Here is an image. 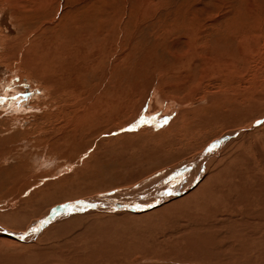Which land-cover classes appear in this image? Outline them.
<instances>
[{
  "label": "rangeland",
  "instance_id": "374dc122",
  "mask_svg": "<svg viewBox=\"0 0 264 264\" xmlns=\"http://www.w3.org/2000/svg\"><path fill=\"white\" fill-rule=\"evenodd\" d=\"M54 10H55V13H54ZM51 13L55 14V18H54V15ZM52 22H57V24L53 23L54 24L53 25L51 24ZM67 22H89V23L91 22L90 26L94 29L93 33H95V35L93 36L92 43L90 44L92 45L93 48H95V51L94 49L92 50L91 46H89L90 44L88 45L90 49L87 48L86 51L89 52L88 53L89 55L92 53L91 54L92 56L91 55L90 56L92 57L91 60L93 61V64L96 63V71L91 67L93 64L89 63L91 62V60L88 62L86 61V66H84L85 63H82V66H80V68L82 67L81 68L82 72H80L78 74V77L76 78V84H78L77 86L81 89H84L85 92L93 93L94 91H96L97 93L96 92L94 93L101 94L106 89H110L116 80L115 75L118 74L117 72H119L116 67L117 65L114 64L116 62L115 61L116 58L110 57L108 59L102 56V53L106 52L107 49L103 48V50H106V51L102 52L99 49L100 42H97L96 44V41L97 40L100 41L102 37L105 39L107 38L106 41H107L108 46L109 45L114 46V47L116 46L115 49L117 52L126 51L125 55L130 56L131 54L132 55L131 62H132L133 67L139 66L138 64L139 57L143 56L146 50L154 51L153 60H151V62L149 63L151 64L153 61V63L155 62L154 63L155 65L148 64L146 69H143L140 71L139 73L140 77L136 78L135 80H134V77H137L136 74L132 75V77L131 75L128 74V79L124 78L123 79L124 81L122 80L123 82H121L122 83L121 85L124 87V89H127L128 93L135 94L136 96H140L139 101L135 106V109L127 117V118L137 117L136 121L127 123L129 125L125 126L124 128L122 127L124 134H127V130L129 134L127 135V137H124L125 139L121 137L124 139V141L121 138H116V141H111L110 143L109 141H106L104 139L106 137L104 138L103 136H101V138L100 136L99 138L97 137L95 141L98 140L97 142H99L100 139L101 141L103 139V141L102 142L100 141L96 147H94V144H93V146H91L89 149L86 150L84 154L81 155L80 160L81 159L83 160L88 156L89 153L92 154L91 156L92 160L89 159L88 161H86L87 163L81 162L82 160L81 161L76 160L78 162L75 161V159H78L76 158L78 157L77 154L79 152L77 151L78 147L81 150L82 147H84L86 143L88 144L90 140H94L93 139L95 136L94 132L97 130V128L99 129L102 125L103 127H106L108 124L112 123L113 113L109 111V113L105 114L108 118L105 115L98 116V117L95 116L96 118L93 116H87L84 120L82 121L79 120V122H78V119H76L77 122H75L74 119H67V118H71V116L72 118H75V117L80 118L79 117L80 109H83L84 107L86 108L85 105L89 102V100L86 101V99L90 97L88 96L90 93L85 94V92L83 93V90L81 91V89H80V92L77 91L79 93L71 92V95L75 93L73 95L75 98L78 97L77 99H74L73 97L74 101H71L70 99V97L72 98V96L69 94L70 92H64V93L62 92V94H65L63 96L61 93H59L58 95L59 97H56L57 96L56 94L55 96L54 95L51 96L49 91L47 92L43 91V89L41 88L39 83L36 81V79L34 81L32 80L33 78L28 79V77L30 78L31 76L29 74L30 72L24 69V66L27 63H30L29 56H31V58L34 59L33 60L35 62L34 64H37L38 62L37 58L39 57V53H40L39 49L41 47L44 48V45L46 42L44 41V39L45 38L48 39L49 37L54 38L53 34L55 35L58 29H60V27L62 26H65ZM183 22L185 23V25L183 24ZM200 23H202L203 25ZM48 25H51V26H48ZM96 25L98 26L96 27ZM117 25L119 26L118 28L121 32H118V28H116ZM123 25H124V28L121 27ZM53 26L55 29H53ZM78 27L80 28V24L78 25ZM135 27H137V29H135ZM104 29L107 32H103ZM140 29H141V32H140ZM29 31H31L30 35H29ZM117 32L120 34L118 35V37L116 36ZM105 33L106 35L109 34L110 36L109 37L108 35L107 37L106 35L103 36V34ZM112 33H113V36L111 35ZM169 35L171 36V38H169L170 37ZM181 36L182 37L184 36L185 39L182 38ZM180 39H181V42H180ZM94 41H95V44L93 43ZM116 42L117 44H115ZM162 43L164 45L163 46L164 50L162 49ZM96 48L99 49L98 50L100 52L99 54L97 53L98 51ZM219 49H222L220 50L221 54L219 53L220 52ZM229 50L230 52H228ZM92 51H94L95 53ZM223 51L225 53L224 57L222 56ZM233 54H234V57H232ZM170 57L183 59L185 62H190V63L194 62L197 64H199V59L202 58L203 60H205V65L213 67L216 70V72H214L215 74L214 73L213 74L215 76L219 75L218 77L220 78V81L217 83L218 87L213 85L212 87H209L206 89V91L210 93H215V94L219 93V96H217V101L213 105L212 104L208 105L209 100L204 99L203 96L199 95V92L196 88L193 89L194 86H197L198 80L196 79H198L199 78L198 76L200 75L199 71L195 70V68H190L191 70L186 69L187 72L182 70V73H181L182 79L179 80L180 78L179 77L178 81L176 82V83H179L180 81V83L186 89L190 88V90L195 93V97H196L195 98L196 100L194 101L195 103H192L190 106H187V109L189 108L190 110L193 109L192 111H194L196 114L191 111V114L189 115V118L187 120V125H186V128H188L190 125V127L193 126L195 130L198 129L196 130V133L200 135L197 134V136L199 137H196L197 139L196 138H193V139L198 140V138H202V137L209 135L210 133H213L214 131H216L215 129L225 124H230V126H232L236 122H239L240 124L241 123L244 124L245 130L244 129L242 130L245 131V133L242 130L236 131L233 133L234 135L233 134L231 135L230 137L231 141H229L228 140L229 135L226 134L227 132L224 131L217 138L213 139L212 141L210 140V143L208 142L204 146L206 147L205 149L203 147L197 153L196 151L190 152L188 149L191 147L193 143L192 138L190 139V141L192 140L191 142H189V139L187 137L186 138L180 137L179 141H177L178 138H176L175 142H172L174 140L170 141L171 139L170 136H173L174 134L177 133L175 130L173 131V133L165 131L162 134V136L160 135L161 137L157 136L153 138L151 135H147V134H145L144 136H140V135L136 137L134 136V134L136 135L138 132H141V130L143 129L150 128V130H153L155 128L154 130L157 131L159 129L166 127L174 118L178 116L179 114L178 111L181 110L180 108L182 106H180L179 109H172L170 108V106L166 104L160 105V103H157V102L156 104L151 103L148 109L147 107L148 101L146 99L150 96L151 93L150 92L148 93L147 98H146V94L145 95L142 94L144 84L146 83L147 79L151 77V76L150 77L146 76L148 73H149L148 75H151V73L149 72V68L158 67V65L162 63V60L163 61L168 60ZM227 58H231V59H227ZM84 60L86 59L84 58ZM42 61H44V57L42 58ZM80 61H83V59ZM80 61H78V63H80ZM215 62H217L218 64ZM232 62L234 64L231 66ZM112 63H113V66H112ZM88 64L89 66L91 65L90 66L91 73L90 71L87 72V70H89ZM110 64L112 67L110 66L109 68ZM97 66L101 68V70ZM93 67L95 66L93 65ZM84 68L87 69L86 72L83 71L85 70ZM99 70H100V73L102 74L99 73ZM113 73H115V75ZM190 73H192V75ZM188 75L190 76L188 77ZM204 75L210 76L211 73L207 72V73H204ZM81 78L82 80H80ZM110 79H113L114 81ZM129 79L133 80L134 82H131ZM171 79L172 78H170V81L177 80L175 78H173V80ZM71 80H72L71 77H69V82H71ZM82 81H85V82H82ZM81 82L82 84H80ZM189 82L191 83L189 84ZM133 83H135V86H133ZM87 88H89L88 89L89 91L87 90ZM100 91L102 92L100 93ZM47 93H48L47 95L48 97L46 96L45 98L44 95H46ZM50 96L52 98L53 97L58 98L57 99L58 101L54 100L56 98H53V100L51 98V101H53L54 103L52 102L47 103ZM67 98H69L70 100H68ZM80 98L82 99L81 100L82 102L79 101L77 104L76 100L78 99L80 100ZM150 98L152 99L153 97H150ZM44 99L45 101L43 102L42 100ZM61 99L64 101L61 102ZM55 101L58 103H56ZM70 102L72 103L71 104L72 106L70 105ZM4 103L5 104L11 103L10 105L12 106L16 105L13 111H15L16 110L15 108H18L19 105H22L24 108L25 107L26 108H25V111H23L24 108L22 110L18 109L19 111L17 112V115L16 113L15 115H13L14 113L11 114L8 111L4 113L3 112L5 110ZM82 103L85 105L84 107L80 108L81 105L83 106ZM62 105L64 107H62ZM70 106L72 109H70ZM75 106L76 107L78 106L77 109L80 108L79 111L77 110L78 112L76 111ZM36 107H39V108L36 109ZM144 107H146V109L142 110L143 111L142 112L141 109ZM64 108L66 109L65 111H64ZM207 108L209 111L207 110ZM57 109L59 112L57 111ZM195 109H198V111L196 112ZM60 111H61V114L63 113L64 114L60 115ZM139 111L141 112L139 113ZM0 112H2L0 114V118H1L0 122L1 121L2 123L5 122V125L7 124L6 126L4 124L2 126V123H0L1 124L0 125V141H1L0 145L2 144L0 146V154L4 152L3 154H5V156L7 157V161L5 162L6 164L5 163L1 164L0 165L1 168H5L7 170L5 171L8 172L10 176L12 175L13 178L16 177V174H15L16 172L20 174V177L24 175L26 176V174L28 175V173L30 172L28 176L24 177L25 179L29 178L30 181H34L35 180L34 177L39 176L38 182H36L37 184L35 183L36 184L35 187L43 186L44 189L47 188L48 190H50L49 188H51L50 190L51 192L46 189V190H43L44 192L40 194L41 196L43 195L42 197L47 198V199L49 198L52 199L53 197H56L62 194L73 195L77 193L79 194L84 193L86 195L79 199L63 202V204L58 205L57 208H59V210L58 212L57 211L54 212L56 213L55 217L57 215H59V217L71 216V215L74 216L75 212L77 213L75 216H84V214L85 216H87L86 212H89L88 215H90L91 213L92 216L111 215V216L116 217L118 214H113V213H118V212H115V210H125L122 213H126V212H129L127 210L131 209L135 213L130 211L132 213H129L130 215L125 217L127 220L126 219L118 220L117 223L114 224L118 228V231H120V234L122 235L126 234L125 238L126 237L127 238L122 243L124 247H127L128 245H130V247L136 246L137 242L138 244L139 243L141 244L142 242V245L147 244L148 243L147 239H149V237L153 239L155 235L153 232L158 230L156 227H153V226L151 227V225L147 224L150 220L152 221L154 219V218H151L150 215L153 216L155 214L154 216H157L158 215L157 211H159V209L165 210L164 208L170 205V203H172L173 201H178L176 199L184 196L187 193H190V191H193L196 188V187L193 188L194 185L195 186L197 184L199 185L204 181H206V184L207 185L209 184V185L206 186L202 191H200L195 197H193L192 200L190 199L189 202L185 201L183 203L184 207L180 208V210H183V211L187 210L185 214L187 218L196 217L198 219H202V218H205L206 216L209 219H211V217H214V219L216 220L219 218L220 215L224 216L225 212H226L225 216L227 217L229 216V218H232V221H234L235 218H236L235 220L239 219V217H241L239 221H241L242 218H249V217L243 216L245 215L244 213V208H246L245 204L244 205L240 204V206L238 205L237 206L238 208H237L236 206H233L231 202H232V199L235 197V195L240 194L241 190H242L241 193L243 194L245 193L244 196H246L248 200L251 199L250 203L252 201L251 203L252 205H256V204L259 205L264 202L262 200V195L261 194L258 195L261 189L258 187H260L261 184H262V188L264 189V169H263L264 168V0H51V1L50 0H0ZM20 112L21 114H18ZM55 113L58 115H56ZM141 114H143V116ZM147 114H149L150 116ZM13 116L15 119L13 118ZM100 117L101 118L104 117L103 119H101L102 122L101 121L98 122V119L100 120ZM7 118H12L13 120H8ZM6 119L8 121H6ZM59 120L62 121V123ZM85 120L86 122H84ZM95 120H97V122ZM208 120L209 121L211 120L210 123L208 122ZM247 120L249 121L247 122ZM65 121L67 122L65 123ZM72 121L74 124L71 123ZM104 122L107 123V125ZM136 122L137 124H135ZM78 123L81 125H79ZM95 123H97L96 128H93L95 127L94 126ZM62 124H65L66 126ZM72 124L75 125V127L77 124V126L79 127L75 128L74 126H72ZM82 125H84L83 126L84 131H83V128H81ZM85 125H88V126H85ZM130 125H133V126L135 125L137 127L134 126L135 127L134 129V127ZM8 126H12V128L10 129V135H12V138L9 140L11 141L14 138V141L8 142V140H4V141H7L6 142L7 146H6V144L4 145V142L2 140L3 138L1 139V135L2 137L4 136V139H7L8 137H10L8 136L9 131H7L8 133L6 131L4 132V130H6ZM67 126L70 127L68 128V130H66ZM73 127L75 129H73ZM87 127L88 128L90 127V128L88 129ZM130 127L131 128L133 127V129L130 130L129 129ZM77 128H78L77 131L82 129L81 131L83 132L84 135H82V133L80 132H77L76 131ZM91 129L93 132L90 133ZM124 129L126 130V132ZM123 131H121V129L118 131L117 129L116 131L113 132V134L111 133L112 136L111 134L109 135L111 137H115L117 135H122ZM75 132H77L76 133L77 136L74 135ZM202 132L205 133V135ZM4 133H6V136ZM65 133H71V134H65ZM118 133H121V134H118ZM63 134H65L66 136ZM225 134L227 136H225ZM245 134H247L248 136ZM69 135H71V137H69ZM64 136L69 137L70 139L69 138L62 139L64 138ZM74 136L77 138L75 139ZM235 136L238 138H236ZM37 137L39 138V140ZM57 137H60V138L58 139ZM90 137H92V139ZM83 138H86V139H83ZM156 138H159V140ZM87 139L88 141L86 142ZM150 139L154 141L152 142L150 141ZM217 139H220V140H217ZM71 140H72V143L74 141L73 144L71 143ZM136 140H139V141L141 140V142L136 141ZM185 140L187 141L185 142ZM224 140L229 143L223 145L222 141ZM234 140L236 142H234ZM35 141L36 142L38 141L37 142L38 144H36ZM40 141H42V143ZM188 143H189V146H188ZM220 143L221 145H219ZM74 144H77L78 147H76ZM101 144H103L106 147H103ZM213 145L215 146V148ZM51 146H52V150H51ZM209 147H212L211 151ZM15 149L17 150L16 152H15ZM96 149H99L100 151ZM216 149L218 150L217 152H215ZM70 150L73 152L69 153ZM223 150L225 151L227 150L226 153L225 151L222 153ZM94 151H96L95 152L96 154L93 153ZM74 152L75 154H73ZM189 152L191 154H189ZM200 152L202 155L200 156L202 160H200L199 159L200 157H199L196 162H197V165L201 167V168H198L197 170L199 169L203 170L201 172V174L203 173L202 174L203 177L201 179H199V177L196 178L197 182L195 178H193L194 180L193 179L190 180L192 182H196V183H193L194 185L192 184V182L191 184H188L190 182L189 179L186 181L185 177H183L182 175L183 172L182 174H180L179 171L180 169H184L187 166L186 164L194 162L197 156L195 155V153L199 154ZM183 154H186V155L183 157V159L181 158L182 160L180 159V161L178 160V162H174L175 157L179 155H183ZM83 155L86 157H84ZM210 156L212 157L211 158L212 161L213 160L218 161L221 158L224 159L221 165L217 166L218 168L215 167L219 172L216 171L215 173L211 175L208 172L206 174V169H205V168L208 169L210 166L215 165L213 161L214 165L210 163L207 167L205 166V164H207L208 159H210ZM204 157L208 159L203 160L205 159ZM204 161H205V164H203ZM48 162L49 164L47 165ZM199 163L203 165L201 166ZM13 167L14 168L17 167V169L16 168L13 169ZM18 167H19V170H18ZM23 167L25 168L28 167V168L24 170L25 168ZM154 167H156L157 171L156 170H154L155 172L151 171L144 177H141L139 180L132 181L133 176L134 177L137 175L140 176L142 173L149 171L153 169ZM177 173L178 175L180 174L179 177L177 176ZM3 176L5 178H3ZM0 177H1L0 178V189H1L0 195H4L7 190V184L5 182L8 177L5 173L3 174L1 173ZM64 177H68V178H65V180L67 181L62 179ZM49 181H52V182L47 183ZM184 181L186 182L184 183ZM154 182H156V184ZM121 183H124L123 185H125V187L122 186ZM44 184L48 186L45 188ZM112 184H115V185L117 184V185L115 188L110 189L108 191H104V189L102 188L106 186H111ZM126 184H128L129 186L128 185L126 186ZM157 184H158V187L160 186V184L162 185L161 187L157 188L155 191H153V189L151 190V187L155 186L153 188H156ZM181 184H184L185 189L188 188L186 189V190H189L187 193H185L186 190ZM188 186H191V188ZM245 188H247V190ZM117 189L118 190L120 189V190L118 191ZM248 190H251V191L248 192ZM124 191L127 192V194ZM56 192L58 194H56ZM119 192H121L122 194L121 193L119 194ZM255 192L257 193L256 196H255L256 194ZM111 193H113L112 195H116V196L119 195L117 196L118 198L116 197L117 199L114 200L115 197L112 195L110 196ZM129 193L130 194L132 193V194L130 195ZM179 193L181 195H179ZM248 195L250 196V199ZM106 199L109 201H113L114 204L110 205L108 208L105 207V209H102L103 207L101 206L104 205L103 202ZM119 200L121 202H126L127 206L122 208V205H120ZM44 202L45 204H47L46 201ZM67 204L75 205L74 208L76 207V209L66 208L64 205H67ZM97 204L99 206H97ZM116 204H118L119 206L117 207ZM0 205L4 206L2 202H0ZM5 206L7 207L6 204ZM10 207H9L10 210L16 209L19 207V203L17 204L16 202L12 203L10 204ZM156 208L157 210H154ZM174 209L175 208L171 210V213L180 211V210H177V209L174 210ZM257 209L258 207L256 206V208L254 207L253 210H257ZM68 211L71 212L72 214L70 213L71 215H69ZM151 211L153 212L156 211V212L150 213ZM62 212H66V213H62ZM0 213H1V210H0ZM78 213L80 214L78 215ZM126 214L128 215V213ZM254 215H256V213H254ZM96 217L98 216L90 217L87 221L85 220V222L86 223L93 222L96 225H101L102 223H104L103 221L106 220V217H103V216H101L102 218L100 219L99 217L98 219ZM132 217L134 218V221L136 219L138 220V221L136 220L137 222L135 221L138 225L134 221H132L133 220ZM214 219L212 218V220ZM115 220L116 218H109L106 221H115ZM252 220L255 222V226L254 224L253 225L251 224V225H252L253 230L256 231V233H254L252 237L250 236L249 238L248 237L241 238V240L243 244L246 245L245 247L248 248V255L254 258L252 261H250V263L248 262V263H243V264H252V263L261 264L258 257L262 254L264 255V220L252 218L250 220V222L252 223H254ZM122 221L124 222L126 221V222L124 223ZM144 221L146 222V224ZM132 223L135 224V226L137 227L133 228L135 226L134 225L131 226ZM258 224L260 225V227ZM126 226L127 227L129 226L130 230H129V227L127 229ZM145 228L146 230H148L150 233H153V234L148 235V231H146ZM134 231H136L137 233ZM131 234L134 235L135 238H132L133 236ZM144 236L146 238L147 243L146 241H144L145 240L144 238H141ZM72 238H74V235H72L70 238H67L65 240L62 239L61 242L60 241L58 242L59 239H56L57 240L56 242H54L53 240H48V241L43 240L44 243L41 241L43 244L39 241L38 243L34 244L35 248L33 246L27 247L26 245L24 246L19 245V244H14V245L7 244L6 245V243L5 244L0 243V255L1 256L2 254L5 256L7 255V257L9 256V258L11 259H18V258L23 259L24 258L26 262L27 260L29 262L31 258L29 259L30 253L28 250L30 251L32 250L31 252H33L34 250H37V247L39 246L40 248L38 249H41L42 247L49 248L48 244H51V250H56L55 249L56 246L54 248L53 243H55L58 248L61 245L62 247H64L66 245L67 240H71ZM78 238L79 237L75 239V242H73L72 240H71L72 242L68 241L69 243L67 242V244L71 245L72 243H76L79 240ZM116 239L123 240L124 236L116 237ZM236 240L238 243L239 239H236ZM46 242H47V246L45 245ZM131 242H134V243H131ZM62 243H64V245ZM80 243L81 242H77V244H80ZM8 245L10 247H8ZM78 248L79 246L75 249H78ZM158 248L159 247H157V249ZM123 250L124 249H121L120 251H123ZM20 254L23 257H21ZM27 255H28V258H27ZM243 255L241 253L240 256H243ZM231 258L227 259L225 262H222V264H242V262L240 263V261L236 260L234 257H231ZM104 261L105 260L100 261L102 262L101 264L111 263L109 261L108 262L107 261L104 262ZM100 262L98 264H100ZM189 264H204V263H200L197 261V259L192 258V261Z\"/></svg>",
  "mask_w": 264,
  "mask_h": 264
},
{
  "label": "bare ground",
  "instance_id": "6f19581e",
  "mask_svg": "<svg viewBox=\"0 0 264 264\" xmlns=\"http://www.w3.org/2000/svg\"><path fill=\"white\" fill-rule=\"evenodd\" d=\"M51 1V0H50ZM20 4V3H19ZM126 7V6H125ZM54 13H55V10H54ZM57 13V11H56ZM53 14V13H51ZM54 15V18H55V14ZM52 15V16H53ZM124 17V16H123ZM119 22V21H118ZM147 22V21H146ZM53 23H56L57 22H52L51 24ZM91 23V22H90ZM90 23L89 22H67V24H65V26H62L60 27V29H58L57 33H55V35L53 34L54 38L52 37H49L48 39L47 38H43L45 42V45H44V48H40V53H39V57L37 58V64H34L35 62L33 61L34 59L31 58V56H29V62L30 63H27L25 66H24V69H26V71L30 72L29 74L31 75L30 78L28 77V79H31L33 78L32 80L34 81L36 79V81L39 83V85L41 86V88L43 89V91H49L50 95L51 96H55V94L57 95L56 97H59V93L62 94V92H70L69 94L71 95V92H76V93H79L80 92V89L76 84V78L78 77V74L80 72H82L80 66H82V63H85L84 66H86V61H90L91 60V56L88 54L89 52L86 51L87 48H89V46H91L92 50L94 49L95 51V48L92 47V45L90 43H92V40H93V36L95 35V33H93L94 29L90 26ZM94 23V22H93ZM101 23V22H100ZM116 23V22H115ZM128 23V22H127ZM140 23V22H139ZM144 23V22H143ZM182 23V22H181ZM208 23V22H207ZM80 24V28L78 27V25ZM95 24V23H94ZM99 24V23H98ZM102 24V23H101ZM104 24V23H103ZM120 24V23H119ZM141 24V23H140ZM146 24V23H145ZM149 24V23H148ZM153 24V23H151ZM183 24L185 25V23L183 22ZM192 24V23H191ZM202 24V23H200ZM210 24V23H209ZM54 25V24H53ZM106 25V24H105ZM109 25V24H108ZM130 25V24H129ZM138 25V24H137ZM203 25V24H202ZM40 26V25H39ZM48 26H51V25H48ZM94 26V25H92ZM98 25H96L97 27ZM104 26V25H103ZM102 26V27H103ZM114 26V25H112ZM150 26V25H149ZM148 26V27H149ZM155 26V25H154ZM183 26V25H182ZM195 26V25H194ZM108 27V26H106ZM119 26L117 25L116 28H118ZM122 28H124V25L121 26ZM120 27V28H121ZM145 27V26H143ZM147 27V28H148ZM153 27V26H152ZM188 27V26H187ZM110 28V27H109ZM151 28V27H150ZM167 28V27H166ZM165 28V29H166ZM184 28V27H183ZM186 28V27H185ZM43 29V28H42ZM40 29V30H42ZM53 29L54 26H53ZM97 29V28H95ZM135 29H137V27H135ZM251 29V28H250ZM36 30V29H35ZM113 30V29H112ZM179 30V29H178ZM182 30V28H181ZM199 30V29H198ZM96 31V30H95ZM148 31V30H146ZM187 31V30H185ZM184 31V32H185ZM189 31V30H188ZM193 31V30H192ZM200 31V30H199ZM218 31V30H217ZM30 32L29 31V35H30ZM36 32V31H35ZM40 32V31H39ZM54 32V30H53ZM103 32H107L105 31V29L103 30ZM111 32V30H110ZM113 32V31H112ZM118 32H121L118 28ZM117 32V33H118ZM139 32V31H138ZM140 32H141V29H140ZM33 33V32H32ZM38 33V31H37ZM49 33V32H48ZM47 33V34H48ZM116 33V36L118 37V35H120L119 33L117 34ZM152 33V32H151ZM183 33V32H182ZM188 33V32H187ZM51 34V32H50ZM171 34V33H170ZM189 34V33H188ZM193 34V33H192ZM100 35V34H99ZM106 35L103 34V36ZM108 37L110 36L109 34H107ZM106 35V37H107ZM113 36V33L111 34ZM143 35V34H142ZM185 35V34H184ZM101 36V35H100ZM131 36V35H130ZM152 36V35H151ZM154 36V35H153ZM170 36V35H169ZM167 37V36H166ZM182 37V36H181ZM200 37V36H199ZM103 38V37H102ZM101 38V39H102ZM115 38V37H114ZM130 38V37H129ZM152 38V37H150ZM156 38V37H155ZM171 38V36L169 37ZM180 38V37H179ZM184 38V36L182 37ZM31 39V38H30ZM29 39V40H30ZM100 39V41H96V44L97 42H100L99 43V49L103 52V51H106V50H103V48H106L107 51L102 53V56L106 57V58H110V57H115L116 58V62L114 64H116L117 66V70L119 72H117L118 74L115 75V73H113L115 76H116V80L115 82L113 83V85L111 86L110 89H106L105 91H100L101 94H96V93H90V92H85L84 89H81V91L83 90V93L85 92V94H89L88 96H90L87 100H89V102L85 105L83 104V106L81 105L80 108L84 107V105L86 106V108L84 107L83 109H80L76 107V111L80 109V118L78 117H75V118H67V119H74L75 122H77L76 119H78V122L79 120L82 121L84 120L87 116H102V115H105L107 113H109V111H111V113H113V117H112V123L108 124L105 123L107 126L106 127H103V125L97 130L94 132V140H90V142L87 144H85L84 147H82V149L80 150L79 147L77 146V144H74L76 147H78L77 151L78 154L76 158L78 159H75L76 160H80L81 158V155L84 154L86 152L87 149H89L91 146H93L94 144V147H96L98 145V143L101 141V139L99 140V142L95 141V139L99 136L101 138V136L106 137L104 138L106 141H109V143L111 141H116V138H121V137H127V135L129 134L128 133V130H127V134H124V131L122 130V127L124 128L125 126L129 125L127 123H130V122H134L136 121V118H127L129 116L130 113L133 112V110L135 109V106L136 104L138 103L139 101V98L140 96H136L135 94H131V93H128L127 89H124V87L121 85L124 80V78H127L128 79V74L131 75H134L136 74L137 77H134V80L138 77H140L139 73L141 70L143 69H146L147 65L150 64L149 62H151V60H153V57H154V51L152 50H146L143 54V56H140L139 57V60H138V64L139 66H136V67H133L132 65V55L130 54L129 55H125L126 51L123 52V51H120V52H117L115 47L114 46H108L107 45V41L105 38H103L102 40ZM158 39V38H157ZM167 39V38H166ZM185 39V38H184ZM234 39V38H233ZM245 39V38H244ZM95 40V39H94ZM119 40V39H118ZM201 40V38H200ZM203 40V39H202ZM110 41V40H109ZM116 41V40H115ZM170 41V40H169ZM214 41V40H213ZM223 41V40H222ZM243 41V40H242ZM165 42V41H163ZM180 42H181V39H180ZM210 42V41H208ZM95 44V41L93 42ZM122 43V42H121ZM167 43V41H166ZM203 43V41H202ZM90 44V45H89ZM111 44V43H110ZM117 44V42L115 43ZM126 44V43H125ZM133 44V43H132ZM205 44V43H204ZM210 44V43H209ZM89 45V46H88ZM196 45V44H195ZM237 45V44H236ZM150 46V45H149ZM163 43H162V49L164 50V47H163ZM166 46V44H165ZM181 46V45H180ZM200 46V45H199ZM168 47V45H167ZM191 47V46H190ZM204 47V46H203ZM181 48V47H180ZM217 48V47H216ZM224 48V47H222ZM38 49V48H37ZM43 49V50H42ZM90 49V48H89ZM97 51L99 50L98 48H96ZM193 49V48H192ZM218 49V48H217ZM37 50V51H39ZM42 50V52H41ZM124 50V49H123ZM170 50V49H169ZM222 50V49H219V51ZM89 51V50H88ZM92 51V52H94ZM128 51V50H127ZM209 51V50H208ZM218 51V50H217ZM232 51V50H231ZM235 51V50H234ZM91 52V51H90ZM158 52V51H157ZM191 52V51H189ZM216 52V51H215ZM230 52V50L228 51ZM238 52V51H237ZM95 53V52H94ZM98 54L100 53L99 51L97 52ZM130 53V52H129ZM196 53V52H195ZM221 54V51L219 52ZM222 56L224 57V51L222 52ZM227 53V52H226ZM239 53V52H238ZM175 54V53H174ZM184 54V53H183ZM197 54V53H196ZM237 54V53H236ZM96 55V54H94ZM201 55V54H200ZM207 55V54H206ZM229 55V54H227ZM197 56V55H196ZM204 56V55H203ZM221 56V55H220ZM221 56V57H222ZM37 57V56H36ZM44 57V61H42V58ZM228 57V56H227ZM230 57V56H229ZM234 57V54L233 56ZM231 57V58H232ZM84 58L86 60H84ZM231 58H227V59H231ZM83 61H80L82 60ZM27 60V59H26ZM36 60V59H35ZM98 60V59H97ZM100 60V59H99ZM106 60V59H105ZM226 60V58H225ZM234 60V59H232ZM41 61V62H40ZM78 61H80V63H78ZM208 61V60H207ZM212 61V60H211ZM24 62V61H23ZM96 62V61H95ZM99 62V61H98ZM102 62V61H101ZM111 62V61H110ZM113 62V60H112ZM230 62V61H229ZM228 62V63H229ZM89 63H92L93 64V61L91 60V62ZM155 63V62H154ZM152 61V63L150 65H155ZM210 63V62H209ZM217 63V62H215ZM231 63V62H230ZM40 64V65H39ZM81 64V65H79ZM100 64V63H98ZM97 64V65H98ZM135 64V63H134ZM218 64V63H217ZM224 64V63H223ZM234 63L232 62L231 66L233 65ZM93 65L95 67H93ZM91 67L96 71V63L93 64ZM158 65V64H157ZM225 65V64H224ZM223 65V66H224ZM23 66V65H22ZM83 66V67H84ZM89 66V64H88ZM89 66V70L88 67L87 69L84 68L86 72L90 71L91 70V67ZM99 66V65H98ZM97 66V67H98ZM111 64L109 65V68H110ZM112 66H113V63H112ZM111 66V67H112ZM115 66V65H114ZM218 66V65H217ZM226 66V65H225ZM230 66V65H229ZM100 67V66H99ZM98 67V68H99ZM221 67V66H220ZM97 68V70H98ZM190 68H195V70L199 71V78L196 79L198 80L197 81V86H194V88H196L199 92V95L203 96L204 99H208V105H213L214 103H216L217 101V96H219V93L215 94V93H210V92H207L206 89L209 88V87H212L213 85L218 87L217 83L220 81V78L218 76H215L214 72H216V70L213 68V67H210L208 65H205V60H203L202 58L199 59V64L197 63H194V62H185L183 59H178V58H175V57H170L168 60H165L163 61L162 60V63L160 65H158V67H153V68H149V72L151 73V75H146V76H151L149 79H147L146 83L144 84L143 86V95L146 94V98L148 97V93L150 92V96L146 99L148 101V104H147V107L149 109V106L151 103H160V105H168L170 106V108L172 109H179L180 106L182 107L180 108L181 110H179V114L176 118H174L166 127L162 128V129H159V130H150V128L148 129L146 126L147 129H143L141 130V132H138L136 135L134 134V136H144L145 134L147 135H151L153 138L154 137H157V136H162V134L167 131V132H172L175 130L177 133L174 134L173 136H170L171 139L170 141L172 142H175L176 141V138L177 141L180 140V137H183V138H188L189 139V142L190 139L192 138H196V137H199L197 136L198 133H196V129L192 127H189L186 128V125H187V120L189 118V115L191 114V111L193 109L190 110L187 109V106H190L192 103H195L194 101L196 100L195 98V93L193 91L190 90V88H185L179 81V83H176L178 81V78L179 80L182 79L181 77V73H182V70L183 71H186L187 70H191ZM218 68V67H217ZM92 69V71H93ZM101 70V68H99ZM104 69V68H103ZM120 69V70H119ZM220 69V68H219ZM223 69V68H222ZM100 70H99V73H100ZM221 70V69H220ZM18 71V70H17ZM114 71V70H113ZM193 71V70H192ZM25 72V71H24ZM23 72V73H24ZM83 72V73H85ZM143 72V71H142ZM141 72V74H142ZM187 72V71H186ZM211 73L210 76H205L204 73ZM218 72V70H217ZM223 72V71H222ZM82 73V74H83ZM91 73V71H90ZM98 73V71H97ZM96 73V74H97ZM176 73V74H175ZM214 73V74H213ZM226 73V72H225ZM94 74V72H93ZM102 74V73H100ZM175 74V75H174ZM192 75V73H190ZM227 74V73H226ZM113 75V76H114ZM198 75V74H197ZM217 75V74H216ZM99 76V75H98ZM103 76V75H102ZM101 76V77H102ZM142 76V75H141ZM190 75H188L189 77ZM196 76V75H195ZM69 77H71V82H69ZM88 77V76H87ZM86 77V78H87ZM100 78V77H99ZM170 78H172L171 80H173V78L177 79V80H174V81H170ZM186 78V77H185ZM98 79V78H97ZM105 79V78H104ZM144 79V78H143ZM82 80V78L80 79ZM110 80H113V79H110ZM123 80V81H122ZM130 80V79H129ZM138 80V79H137ZM114 81V80H113ZM131 82H134L133 80H130ZM139 81V80H138ZM193 81V80H192ZM82 82H85V81H82ZM82 82L80 84H82ZM103 82V81H102ZM101 82V83H102ZM112 82V81H111ZM88 83V81H87ZM91 83V82H90ZM89 83V84H90ZM96 83V82H95ZM109 83V82H108ZM184 83V82H183ZM191 82H189L190 84ZM194 83V82H193ZM98 84V83H97ZM112 84V83H111ZM223 84V83H222ZM95 85V84H94ZM102 85V84H101ZM105 85V84H104ZM125 85V83H124ZM93 86V85H92ZM97 86V85H96ZM133 86H135V83H133ZM189 86V85H187ZM102 87V86H101ZM104 87V86H103ZM84 88V87H83ZM95 88V87H94ZM215 88V87H213ZM89 88H87L88 90ZM192 89V90H193ZM86 90V88H85ZM102 90V89H101ZM210 90V89H209ZM79 91V92H77ZM89 91V90H88ZM92 91V90H91ZM98 91V90H97ZM137 92V91H136ZM193 92V93H191ZM223 92V91H222ZM60 94V96H61ZM67 94V93H66ZM75 94V93H74ZM73 94V95H74ZM232 94V93H231ZM48 95V93L46 95H44V97L46 98V96ZM65 95V94H62V96ZM68 95V94H67ZM73 95L72 98L70 97L71 101H74V99H77L78 97H74ZM77 95V94H76ZM75 95V96H76ZM81 95V94H80ZM142 95V96H143ZM49 97V100L47 101V103H54L53 101H51V98L52 97ZM79 96V95H78ZM198 96V95H197ZM43 97V98H44ZM48 97V96H47ZM56 97H53V98H56ZM74 97V99H73ZM150 97H153L152 99ZM52 98V100H53ZM64 98V97H62ZM58 98L54 99V100H57ZM68 100H70L69 98H67ZM66 99V100H67ZM82 99L80 98V100H76L77 101V104L79 101H81ZM40 101V100H39ZM43 102L45 101L42 100ZM58 101V100H57ZM64 100L61 99V102H63ZM75 101V103H76ZM56 102V101H55ZM60 102V101H59ZM60 102V103H61ZM82 102V101H81ZM221 102V101H220ZM58 103V102H56ZM147 103V102H146ZM11 104V103H10ZM9 103H4V106H5V110L3 111L4 113H6L7 111L13 115H17V112L19 111L18 109L22 110L24 107L22 105H19L18 108H15L16 110L13 111L14 107H16V105L12 106L10 105ZM46 104V103H45ZM72 103L70 102V105ZM76 104V105H77ZM50 105V104H49ZM47 105V106H49ZM57 105V104H56ZM67 105V104H66ZM159 105V104H158ZM51 106V105H50ZM55 106V105H54ZM60 106V104H59ZM68 106V105H67ZM72 106V105H71ZM70 106V109H72ZM53 107V106H52ZM57 107V106H56ZM62 107H64L62 105ZM73 107V108H75ZM161 107V106H159ZM166 107V106H165ZM26 108V107H25ZM25 108L23 109V111H25ZM39 108V107H36V109ZM58 108V107H57ZM66 108V107H65ZM64 108V111L66 110ZM69 108V107H67ZM151 108V107H150ZM43 109V108H42ZM56 109V108H55ZM59 109V108H58ZM57 109V111H58ZM63 109V108H62ZM140 109V108H139ZM146 109V107L142 108V110ZM205 109V108H204ZM203 109V110H204ZM61 110V109H60ZM68 110V109H67ZM196 112L198 111V109H195ZM208 110V108H207ZM11 111V112H10ZM62 111V110H61ZM61 111H60V115H63L61 114ZM73 111V110H72ZM77 111V112H78ZM139 111V113L141 112ZM173 111V110H172ZM200 111V110H199ZM202 111V110H201ZM205 111V110H204ZM209 111V110H208ZM206 111V112H208ZM54 112V111H53ZM59 112V111H58ZM136 112V111H135ZM143 112V111H142ZM147 112V111H146ZM194 112V111H192ZM203 112V111H202ZM2 112H0L1 114ZM23 113V112H22ZM27 113V112H26ZM40 113V112H39ZM73 113V112H72ZM110 113V114H111ZM195 113V112H194ZM18 114H21L18 113ZM56 114V113H55ZM78 114V115H79ZM108 114V115H110ZM196 114V113H195ZM58 115V114H56ZM77 115V114H76ZM132 115V114H131ZM135 115V114H134ZM143 116V114H141ZM146 115V114H145ZM149 115V114H147ZM199 115V114H198ZM4 116V115H3ZM10 116V115H9ZM12 116V115H11ZM19 116V115H18ZM21 116V115H20ZM34 116V115H33ZM55 116V115H54ZM69 116V115H68ZM67 116V117H68ZM106 116V115H105ZM104 116V117H105ZM150 116V115H149ZM201 116V114H200ZM206 116V115H205ZM17 117V116H15ZM66 117V115H65ZM74 117V116H73ZM104 117H100V120L98 119V122L101 121V119H103ZM107 117V116H106ZM105 117V118H106ZM14 118V116H13ZM96 118V117H95ZM108 118V117H107ZM1 119V118H0ZM8 120H13L12 118H7ZM6 119V121H8ZM15 119V118H14ZM64 119V118H63ZM62 119V120H63ZM66 119V120H67ZM110 119V118H109ZM148 119V118H147ZM208 119V118H207ZM247 119V118H246ZM245 119V120H246ZM4 121V120H3ZM60 121V120H59ZM70 121V120H69ZM91 121V119H90ZM94 121V119H93ZM97 122V120H95ZM109 121V120H108ZM211 121V120H210ZM210 121L208 120V122L210 123ZM235 121V120H234ZM249 120H247L248 122ZM21 122V121H20ZM52 122V121H51ZM62 123V121H60ZM67 121H65L66 123ZM86 122V120L84 121ZM102 122V121H101ZM138 122V120H137ZM137 122L135 124H137ZM199 122V121H198ZM241 122V121H240ZM243 122V121H242ZM2 123V121L0 122ZM16 123V122H15ZM64 123V122H63ZM73 123V121L71 122ZM82 123V122H81ZM208 123V124H209ZM230 123V122H229ZM234 123V122H233ZM3 124L5 125V122L2 123V126ZM10 124V123H9ZM74 124V123H73ZM75 127V125H73ZM79 124V123H78ZM96 124H94L95 127L93 128H96ZM133 124V123H132ZM204 124V123H203ZM222 124V123H221ZM1 125V124H0ZM7 125V124H6ZM5 125V126H6ZM62 125H65V124H62ZM68 125V124H67ZM81 125V124H79ZM206 125V124H205ZM66 126V125H65ZM71 126V128H72ZM84 125H82L81 128H83ZM85 126H88V125H85ZM90 126V125H89ZM130 126H133V125H130ZM135 126V125H134ZM133 126V127H134ZM177 126V127H176ZM50 127V126H49ZM73 129H75L76 127H79L77 126L76 124V127ZM103 127V128H102ZM129 127V126H128ZM133 127L129 128L130 130L133 129ZM137 127V126H135ZM134 127V129H135ZM144 127V128H145ZM176 127V128H175ZM12 128V126H8L6 128V130H4V132L6 131H9V135L10 137H6L7 139H4V136L2 137L1 135V139L3 140L4 142V145L6 144L7 141H4V140H8V142L10 141L9 139L12 138V135H10V129ZM15 128V127H14ZM60 128V127H59ZM70 128L69 126H67V129ZM88 128V127H87ZM90 128V127H89ZM88 128V129H89ZM211 128V127H210ZM244 124L243 123H239V122H236L234 123L232 126H230V124H225L217 129H215L216 131H212L213 133H210L209 135L205 136V137H202V138H198V140H195L193 139V143L191 145L189 149V151H196L199 152L208 142L210 143V140L212 141L213 139L217 138L220 134H222L224 131L227 132L226 134L229 135V141L230 140V137L231 135L236 132V131H241L242 129H244ZM18 129V128H17ZM29 129V127H28ZM58 129V128H57ZM62 129V128H61ZM72 129V130H73ZM118 129V131L121 129V131H123L122 135H117L115 137H111L113 132L116 131ZM128 129V128H126ZM152 129V128H151ZM203 129V128H202ZM207 129V128H206ZM22 130V129H20ZM35 130V129H34ZM43 130V129H42ZM49 130V129H48ZM65 130V129H63ZM78 130V128L76 129V131ZM82 130V129H81ZM79 130L77 132H80L83 134V132ZM86 130V129H85ZM125 130V129H124ZM170 130V131H169ZM204 130V129H203ZM212 130V129H211ZM245 130V129H244ZM26 131V130H25ZM38 131V130H37ZM45 131V130H44ZM75 131V130H74ZM83 131H84V128H83ZM210 131V130H208ZM243 131V130H242ZM12 132V131H11ZM32 132V131H31ZM64 132V131H63ZM62 132V133H63ZM67 132V131H65ZM69 132V131H68ZM74 135H76V133ZM93 132L92 129L90 131V133ZM126 132V130H125ZM201 132V131H200ZM204 132V131H203ZM202 132V133H203ZM245 133V131H243ZM2 133V132H1ZM20 133V132H19ZM112 133V134H111ZM247 133V132H246ZM5 136H6V133H4ZM23 134V133H22ZM65 134H71V133H65ZM63 134V135H65ZM89 134V133H87ZM111 134V136L109 135ZM118 134H121V133H118ZM205 135V133H203ZM225 134V136H227ZM248 134V133H247ZM245 134V135H247ZM39 135V134H37ZM81 135V136H82ZM92 135V134H91ZM90 135V136H91ZM146 135V136H147ZM181 135V136H180ZM200 135V134H198ZM234 135V134H233ZM249 135V134H248ZM247 135V136H248ZM66 136V135H65ZM62 138V139H65V138H69L71 137V135H69V137H65ZM68 136V135H67ZM77 136V135H76ZM87 136V135H86ZM160 136V137H161ZM178 136V137H177ZM242 136V134H241ZM47 137V136H46ZM52 137V135H51ZM56 137V136H54ZM75 137V136H74ZM79 137V136H78ZM129 137V136H128ZM201 137V136H200ZM236 137V136H235ZM19 138V136H18ZM30 138V137H29ZM38 138V137H37ZM42 138V137H41ZM58 139L60 137H57ZM77 137H75L76 139ZM92 139V137H90ZM121 138V139H123ZM142 138V137H141ZM149 138V137H147ZM152 138V139H153ZM222 138V137H221ZM238 138V137H236ZM34 139V138H33ZM43 139V138H42ZM49 139V137H48ZM57 139V141H58ZM70 139V138H69ZM83 139H86V138H83ZM82 139V140H83ZM125 139V138H124ZM123 139V141H124ZM135 139V138H134ZM139 139V138H138ZM150 139V141H154ZM159 140V138H156ZM155 139V140H156ZM187 139V140H188ZM197 139V138H196ZM223 139V138H222ZM232 139V138H231ZM17 140V139H15ZM39 140V138H38ZM44 140V139H43ZM73 140V139H72ZM72 140H71V143H72ZM146 140V139H145ZM149 140V139H148ZM185 140V142L187 141ZM217 140H220V139H217ZM216 140V141H217ZM227 140V139H226ZM14 141V138L13 140H11L10 142ZM56 141V140H55ZM62 141V140H61ZM85 141V140H84ZM88 141V139L86 140V142ZM103 141V139H102ZM101 141V142H102ZM122 141V140H120ZM126 141V140H125ZM136 141H139V140H136ZM182 141V140H181ZM180 141V142H181ZM1 142V141H0ZM36 142V141H35ZM38 142V141H37ZM36 142V144H38ZM42 143V141H40ZM141 142V140L139 141ZM220 142V141H219ZM223 142V145L225 144H228L229 142H226L225 140L222 141ZM233 142V141H232ZM234 142H236L234 140ZM50 143V142H49ZM55 143V142H54ZM65 143V142H64ZM74 143V141H73ZM72 143V144H73ZM78 143V142H77ZM81 143V141H80ZM123 143V142H122ZM137 143V142H136ZM238 143V142H237ZM240 143V142H239ZM242 143V142H241ZM10 144V143H8ZM14 144V143H13ZM16 144V143H15ZM46 144V142H45ZM53 144V142H52ZM51 144V145H52ZM70 144V143H69ZM79 144V143H78ZM84 144V143H83ZM82 144V145H83ZM120 144V143H119ZM139 144V143H138ZM144 144V143H143ZM187 144V143H186ZM2 145V144H1ZM0 145V146H1ZM43 145V144H42ZM50 145V144H49ZM57 145V144H56ZM81 145V146H82ZM103 147H106L104 146L103 144H101ZM216 145V144H215ZM221 145V143L219 144ZM232 145V144H231ZM235 145V144H233ZM7 146V144H6ZM10 146V145H8ZM15 146V145H14ZM18 146V145H17ZM72 146V145H71ZM188 146H189V143H188ZM214 146V145H213ZM237 146V145H236ZM241 146V145H240ZM25 147V146H24ZM101 147V148H103ZM171 147V145H170ZM217 147V146H216ZM235 147V146H234ZM232 147V148H234ZM41 148V146H40ZM43 148V146H42ZM45 148V147H44ZM61 148V146H60ZM59 148V150H60ZM133 148V147H132ZM206 147H204L205 149ZM215 148V146H214ZM230 148V147H229ZM228 148V149H229ZM19 149V148H18ZM46 149V148H45ZM203 149V150H204ZM210 151L212 150V147H209ZM226 149V148H225ZM231 149V148H230ZM9 150V149H8ZM41 150V149H40ZM51 150H52V146H51ZM56 150V149H55ZM91 150V149H90ZM94 150V149H93ZM96 150H99V149H96ZM17 150L15 149V152ZM100 151V150H99ZM185 151V150H184ZM208 151V152H210ZM218 150L216 149L215 152H217ZM225 150L222 151V153L224 152ZM227 151V150H226ZM225 151V153H226ZM59 152V151H57ZM69 152V151H68ZM73 151L70 150L69 153H71ZM76 152V151H75ZM75 152L73 154H75ZM96 151H94L93 153H95ZM189 152V154H191ZM4 153V152H3ZM0 154V165L5 163L7 161V157L5 156V154ZM129 153V152H128ZM132 153V152H131ZM194 153V152H193ZM196 160L194 162H191V163H188L186 164L187 166L184 168V169H180L179 173L182 174L183 172V177H185V180L187 181L189 179L192 180L193 178H195L196 182H197V179L199 177V179H201L203 176L201 174V172L203 170L199 169L197 170L198 168H201L199 165H197V160L201 155V152L199 154H196ZM224 153V154H225ZM45 154V153H44ZM96 154V153H95ZM188 154V155H189ZM229 154V152H228ZM53 155V154H52ZM186 154H183V155H179L177 157H175L174 159V162H178V160L180 161V159L185 156ZM193 155V154H192ZM23 156V155H22ZM56 156V155H55ZM84 156V155H83ZM91 156L92 154L89 153L88 156H84L86 157L85 159H81L80 161L85 163L86 161H88L89 159H91ZM96 156V155H95ZM94 156V157H95ZM227 156V155H226ZM99 157V156H98ZM187 157V156H186ZM191 157V156H190ZM57 158V157H56ZM172 158V157H171ZM170 158V159H171ZM205 158V157H204ZM212 157L210 156V159H208L207 161V164H205V161L203 162V164H205V166L207 167L210 163L213 164V161L211 159ZM163 159V158H162ZM172 159V160H173ZM181 159V160H182ZM200 160H202V158L200 157L199 158ZM206 158L203 159V160H207ZM42 160V159H41ZM54 160V159H53ZM92 160V159H91ZM103 160V158H102ZM216 160V159H215ZM224 159H219L218 161H214V166H210L208 169H206V174L207 172L211 175L213 173H215L216 171H218L216 168H218L217 166L221 165V163L223 162ZM46 161V160H45ZM49 161V160H48ZM51 161V160H50ZM76 161V162H78ZM22 162V161H21ZM53 162V161H52ZM102 162V161H101ZM201 162V161H200ZM216 162V163H215ZM32 163V162H31ZM42 163V162H40ZM87 163V162H86ZM6 164V163H5ZM45 164V163H44ZM49 164V162L47 163V165ZM185 164V163H184ZM200 164V163H199ZM202 164V165H203ZM19 165V164H18ZM179 165V164H178ZM197 165V166H196ZM201 165V164H200ZM201 165V166H202ZM26 166V165H25ZM43 166V165H42ZM77 166V165H76ZM199 166V167H198ZM203 166V167H205ZM216 167V168H215ZM17 169V167H15ZM13 167V169H15ZM25 168V167H23ZM22 168V169H23ZM28 168V167H27ZM27 168H25L24 170H26ZM215 168V169H214ZM220 168V167H219ZM21 169V170H22ZM223 169V168H222ZM264 169V168H263ZM6 169L5 168H1L0 166V174L2 173H5L7 175V180H6V184H7V190H6V193L4 195H0V202H2V204H4V206H1L0 205V210H1V213H0V243H3L6 245L7 244H19V245H26L27 247H31L33 246L35 248V243H38L39 241L43 242V240H53L54 242H56L57 240L56 239H59L58 242L62 239H67V238H70L72 235H74V238H72L71 240L73 242H75V239L77 237H79L77 240V242H81L80 244H77L76 243H72L71 245L67 244L68 241L72 242L71 240H67L66 242V245L62 248H58L57 245L55 243H53V247L55 248L56 246V250H51V244H48L49 248H46V247H42L41 249H38L40 248L37 247V250H34L33 252H31L30 250L29 253H30V256H29V259L30 261L27 262L25 261V259L23 258H18V259H11L9 258V256L7 257V255H3V258L2 256L0 255V264H98L100 261H103L105 260L104 262H111L110 264H189L191 261H192V258H195L197 259L198 262L200 263H204V264H222V262H225L227 259H230L231 257H234L236 260L240 261V263L242 262L243 263H250V261L253 260L252 256H249L248 255V248L245 247L246 245L243 244L241 238H249L250 236L252 237L254 233H256V231L253 230L252 228V225L254 224L255 226V222L252 223L250 222V220L253 218V219H259V220H264V202L261 203V204H256V205H252V201L250 203V196H249V199L248 200L246 198L245 193H241L240 191V194L238 195H235V197L232 199V202L231 204L233 206H240L241 205H244L246 206V208H244V213L245 215L243 216H246V217H249V218H242L241 221H239V219L241 217H239V219L232 221V218H229V216H225V213H224V216L220 215L218 219H214V217H211V219L207 218L205 216V218H202V219H198L196 217H192V218H187L185 216L186 211H183V210H180V208H183L184 205L183 203L185 201L189 202V200L193 197H195L200 191H202L206 186H208L206 184V181L202 182L201 184H197L196 186L193 184V183H196V182H192L190 181L188 184H192L194 185L193 188H195L193 191H190V193H187L189 190H186L188 188L185 189L184 187V184H181L184 189L186 190L185 193L187 194H183L184 196L182 197H179L178 201H173L172 203H170V205H166L167 207H165L164 209L165 210H160L157 211L158 215L157 216H151V218H154L152 221L150 220L147 224L148 225H151V227H156L158 230L153 232L155 235L153 237V239H151V237H149L148 240V243L146 241V238L145 236L144 237H141V238H144L146 241L147 244L145 245H142V242L141 244L138 242L136 243V246H133V247H130V245H128L127 247H124L123 246V241L126 240L125 238V235H122L120 234V231H118V228L114 225L117 223L118 220H124L126 219L125 217L129 216L130 214L129 213H132L133 211L131 209L127 210L129 212H126L128 213V215L126 213H122L123 211L125 210H115V212H118V213H113V214H118L116 217L115 216H111V215H94L92 216L91 213L90 215L89 212H86V215L84 214V216H75L77 213L75 212V215L72 216L71 212H69V215L71 216H62V217H59V215H57L55 217V214L54 213L55 211L58 212L59 208H57L58 205H61L63 204V202H67V201H72V200H76V199H79L81 197H84L86 196L84 193L82 194H73V195H66V194H62V195H59V196H56V197H53L52 199H47V198H44L42 197L40 194L42 192H44L43 190H46L47 186L46 185L47 183H50L52 181H49L47 182L46 184H44L45 188L42 186V187H35V185L37 184L36 182H38V178L39 176H36L34 177L35 180L34 181H30L29 178H24L28 175L26 174V176H21L20 177V174L18 172H16V177L13 178V176L6 172L5 171ZM18 170H19V167H18ZM154 170H156V167H154L153 169L149 170V171H146L144 173H142L140 176H133V180L132 181H137L139 180L141 177H144L145 175H147L148 173H150L151 171L155 172ZM220 170V169H219ZM224 170V169H223ZM157 171V170H156ZM174 171V170H173ZM205 171V170H204ZM13 172V171H12ZM10 172V173H12ZM77 172V171H76ZM219 172V171H218ZM23 173V171H22ZM173 173V172H172ZM179 174V175H180ZM82 175V174H81ZM131 175V174H129ZM178 173H177V176L179 177ZM215 175V174H214ZM193 176V177H191ZM33 177V176H32ZM41 177V176H40ZM44 177V176H42ZM122 177V176H121ZM148 177V176H147ZM171 177V176H170ZM181 177V176H180ZM1 178V177H0ZM3 178H5L3 176ZM65 178H68V177H64L62 179L65 180ZM126 178V177H125ZM210 179V178H209ZM4 180V179H3ZM180 180V179H179ZM194 180V179H193ZM58 181V180H57ZM67 181V180H65ZM128 181V180H127ZM154 181V180H153ZM178 181V180H177ZM184 181V183L186 182ZM210 181V180H209ZM231 181V180H230ZM55 182V181H54ZM130 182V181H129ZM152 182V181H151ZM157 182V181H156ZM156 182H154L156 184ZM159 182V181H158ZM179 182V181H178ZM177 182V183H178ZM182 182V181H181ZM208 182V180H207ZM36 183V184H35ZM44 183V182H43ZM119 183V182H118ZM126 183V182H124ZM124 183H121L122 186L125 187V185H123ZM128 183V182H127ZM183 183V182H182ZM210 183V182H209ZM4 184V185H6ZM59 184V183H58ZM120 184V183H119ZM176 184V183H175ZM187 184V185H188ZM43 185V184H42ZM50 185V184H49ZM117 185V184H116ZM115 184H112L111 186H106V187H102L104 189V191H108L110 189H113L116 187ZM128 184H126L127 186ZM132 185V184H131ZM162 184H160L159 187H161ZM177 185V184H176ZM52 186V185H51ZM129 186V185H128ZM157 187L156 188H153L151 187V190L153 189V191H155L158 187V184L156 185ZM186 186V185H185ZM55 187V186H54ZM164 187V185H163ZM191 188V186H188ZM250 187V186H249ZM6 188V187H4ZM49 188V187H48ZM53 188V187H52ZM100 188V187H99ZM144 188V187H143ZM166 188V187H165ZM258 188H261L258 195H262V200L264 201V189L262 188V184L260 187ZM51 190V188H49ZM123 189V188H122ZM182 189V190H184ZM216 189V188H215ZM247 190V188H245ZM1 190V189H0ZM3 190V189H2ZM48 190V189H47ZM48 190V191H50ZM118 190V189H117ZM120 190V189H119ZM118 190V191H119ZM149 190V189H148ZM181 190V189H180ZM191 190V189H190ZM47 191V192H48ZM132 191V190H131ZM251 191V190H248V192ZM1 192V191H0ZM46 192V193H47ZM51 192V191H50ZM49 192V193H50ZM58 192V191H57ZM56 192V194H58ZM116 192V191H115ZM125 192V191H124ZM182 192V191H181ZM245 192V191H244ZM253 192V191H252ZM118 193V192H117ZM121 192H119L120 194ZM127 194V192H125ZM236 193V192H235ZM239 193V192H238ZM251 193V192H250ZM256 193V192H255ZM94 194V193H93ZM113 193L110 194V196L112 195ZM122 194V193H121ZM130 194V193H129ZM128 194V195H129ZM132 194V193H131ZM130 194V195H131ZM91 195V194H90ZM141 195V194H140ZM143 195V194H142ZM179 195H181L179 193ZM257 195V193L255 194V196ZM115 197L114 200H116L119 196V195H112ZM121 196V195H120ZM123 196V195H122ZM146 196V195H144ZM41 197V198H40ZM117 197V198H116ZM173 197V196H172ZM233 197V196H232ZM120 198V197H119ZM182 198V199H181ZM229 198V197H228ZM257 198V197H256ZM159 199V198H158ZM166 199V198H165ZM121 200V199H120ZM119 200V203L120 205H122V208L127 206L126 202H121ZM129 200V199H128ZM131 200V199H130ZM161 200V199H160ZM47 202V204H45V202ZM88 201V200H87ZM158 201V200H157ZM156 201V203H157ZM165 201V200H164ZM229 201V200H228ZM19 203V207L16 208V209H13V210H10L9 207H10V204L12 203ZM84 202V201H83ZM224 202V201H223ZM259 202V201H258ZM8 203V204H7ZM81 203V202H80ZM104 205L101 206L103 207L102 209H105V207H109L110 205H113L114 202L113 201H109V200H105L104 202ZM132 203V202H131ZM229 203V202H228ZM248 203V205H247ZM5 204L7 205V207L5 206ZM79 204V203H78ZM85 204V203H84ZM187 204V203H186ZM54 205V206H53ZM83 205V204H82ZM117 207L119 206L118 204H116ZM66 208H74L75 205H70V204H67V205H64ZM73 206V207H72ZM92 206V205H91ZM97 206H99L97 204ZM115 206V205H114ZM146 206V205H145ZM230 206V205H229ZM256 206L258 207L257 210H253L254 207L256 208ZM88 207V206H87ZM112 207V206H111ZM110 207V208H111ZM149 207V206H147ZM145 207V208H147ZM161 207V206H160ZM231 207V206H230ZM11 208V207H10ZM99 208V207H98ZM121 208V206H120ZM175 208L177 210H180V211H177V212H172L171 213V210ZM233 208V207H232ZM238 208V207H237ZM76 209V207L74 208ZM118 209V208H117ZM127 209V208H126ZM139 209V208H138ZM174 209V210H175ZM243 209V208H242ZM87 210V209H86ZM111 210V209H110ZM154 210H157L154 209ZM185 210V208H184ZM66 211V210H65ZM108 211V210H107ZM121 211V212H119ZM132 211V212H130ZM135 211V210H134ZM137 211V210H136ZM80 212V211H79ZM102 212V211H101ZM110 212V211H109ZM153 211H151L150 213H152ZM156 212V211H155ZM153 212V213H155ZM238 212V211H237ZM62 213H66V212H62ZM71 213V214H70ZM135 213V212H133ZM177 213V214H175ZM215 213V212H214ZM219 213V212H218ZM221 213V212H220ZM254 213H256V215H254ZM259 213V214H257ZM68 214V213H67ZM80 213H78L79 215ZM146 214V213H145ZM216 214V213H215ZM194 215V214H193ZM228 215V214H227ZM241 215V216H242ZM95 216H98L99 219L102 218L101 216L103 217H106V220H108L109 218H116L115 221H103L104 223H102L101 225H96L94 224L93 222L91 223H86L85 220L87 221L90 217H95ZM139 216V215H138ZM213 216V215H211ZM242 216V217H243ZM98 217H96L98 219ZM131 217V216H130ZM129 217V218H130ZM231 217V216H230ZM95 218V219H96ZM133 218V217H132ZM148 218V217H147ZM150 218V219H151ZM212 218L214 220H212ZM251 218V219H250ZM63 219V220H62ZM105 219V218H104ZM103 219V220H104ZM139 219V218H138ZM143 219V218H142ZM84 220V221H83ZM127 220V219H126ZM137 220V219H136ZM135 220V221H136ZM144 220V219H143ZM102 221V219H101ZM134 221V218L133 220ZM134 221V222H135ZM138 221V220H137ZM136 221V222H137ZM140 221V220H139ZM147 221V220H146ZM124 222V221H122ZM126 222V221H125ZM124 222V223H125ZM128 222V221H127ZM131 222V221H130ZM129 222V224H130ZM133 222V223H134ZM135 222V223H136ZM145 222V221H144ZM250 222V223H249ZM131 226H135V224H133ZM139 223V222H138ZM99 224V223H97ZM128 224V225H129ZM137 224V223H136ZM144 224V223H143ZM146 224V222H145ZM252 224V225H251ZM127 225V223H126ZM138 225V224H137ZM259 225V224H258ZM257 225V226H258ZM129 227V226H128ZM128 227L126 226V228L128 229ZM137 226L133 227V228H136ZM142 227V226H141ZM148 227V226H147ZM260 227V225H259ZM132 228V227H131ZM144 228V227H143ZM255 229V228H254ZM129 230H130V227H129ZM146 230V228H145ZM154 230V229H153ZM148 231V230H146ZM152 231V230H151ZM128 232V231H127ZM136 232V231H134ZM123 233V232H122ZM137 233V232H136ZM153 233H150L148 231V235L150 234H153ZM128 234V233H127ZM130 234V233H129ZM140 234V233H139ZM132 235V234H131ZM145 235V234H144ZM124 236V239L123 240H117L116 237H122ZM133 237L132 238H135L134 235H132ZM129 237V236H128ZM120 239V238H119ZM122 239V238H121ZM130 239V238H129ZM236 239H239L238 240V243H237V240ZM133 240V239H131ZM140 240V239H139ZM233 240V241H232ZM52 241V242H53ZM138 241V240H137ZM141 241V240H140ZM240 241V242H239ZM41 242V243H42ZM129 242V241H128ZM44 243V242H43ZM42 243V244H43ZM65 243V242H64ZM64 243H62L64 245ZM69 243V242H68ZM127 243V241H126ZM131 243H134V242H131ZM2 244V245H3ZM172 244V245H171ZM39 245V244H37ZM47 246V242L45 244ZM59 245V244H58ZM141 245V246H140ZM156 247H155V246ZM171 245V246H170ZM17 246V245H16ZM44 246V245H43ZM79 246L78 249H75ZM8 247H10L8 245ZM7 247V248H8ZM20 247V246H18ZM157 247H159L157 249ZM3 248V247H2ZM23 249V248H22ZM31 249V248H30ZM59 249V250H57ZM63 249V250H62ZM121 249H124L123 251H120ZM26 250V249H25ZM24 250V251H25ZM139 250V251H138ZM21 251V250H19ZM9 252V251H8ZM227 252V253H226ZM242 253L243 256H240ZM27 254V253H25ZM18 255V254H17ZM263 255V254H262ZM260 255L258 257L259 261L261 264H264V255L262 256ZM16 256V255H15ZM21 256V254H20ZM23 257V256H21ZM15 258V257H13ZM27 258H28V255H27ZM26 258V259H27ZM103 259V260H102ZM232 259V258H231ZM230 261V260H229ZM235 261V260H234ZM255 261V260H254ZM253 261V262H254ZM103 262V263H104ZM258 262V261H257ZM102 262H100L101 264ZM105 264V263H104ZM253 264V263H252ZM259 264V263H258Z\"/></svg>",
  "mask_w": 264,
  "mask_h": 264
},
{
  "label": "water",
  "instance_id": "95a60500",
  "mask_svg": "<svg viewBox=\"0 0 264 264\" xmlns=\"http://www.w3.org/2000/svg\"><path fill=\"white\" fill-rule=\"evenodd\" d=\"M133 202H135V201H133Z\"/></svg>",
  "mask_w": 264,
  "mask_h": 264
}]
</instances>
